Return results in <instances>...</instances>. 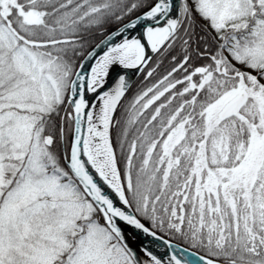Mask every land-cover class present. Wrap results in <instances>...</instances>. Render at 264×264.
<instances>
[{
	"label": "snow or ice",
	"instance_id": "6c2138e0",
	"mask_svg": "<svg viewBox=\"0 0 264 264\" xmlns=\"http://www.w3.org/2000/svg\"><path fill=\"white\" fill-rule=\"evenodd\" d=\"M0 264H264V0H0Z\"/></svg>",
	"mask_w": 264,
	"mask_h": 264
},
{
	"label": "trees",
	"instance_id": "16d2710c",
	"mask_svg": "<svg viewBox=\"0 0 264 264\" xmlns=\"http://www.w3.org/2000/svg\"><path fill=\"white\" fill-rule=\"evenodd\" d=\"M165 67H167V62H165ZM164 69L161 68V72L163 71ZM142 77H136V79L134 80V82L138 85V86H143L140 82L142 81Z\"/></svg>",
	"mask_w": 264,
	"mask_h": 264
},
{
	"label": "water",
	"instance_id": "95a60500",
	"mask_svg": "<svg viewBox=\"0 0 264 264\" xmlns=\"http://www.w3.org/2000/svg\"><path fill=\"white\" fill-rule=\"evenodd\" d=\"M133 34H135V33H133ZM136 77L137 76L134 74L133 77H132L133 81L136 79ZM137 245H138V241L137 240H133V246H137ZM159 251L162 253L163 252V248H161Z\"/></svg>",
	"mask_w": 264,
	"mask_h": 264
}]
</instances>
